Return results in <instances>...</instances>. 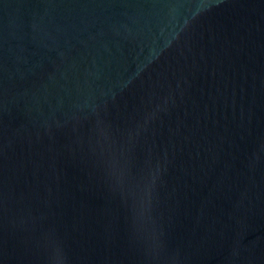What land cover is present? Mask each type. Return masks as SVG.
<instances>
[{
  "label": "water",
  "instance_id": "1",
  "mask_svg": "<svg viewBox=\"0 0 264 264\" xmlns=\"http://www.w3.org/2000/svg\"><path fill=\"white\" fill-rule=\"evenodd\" d=\"M0 264H264V0H0Z\"/></svg>",
  "mask_w": 264,
  "mask_h": 264
}]
</instances>
